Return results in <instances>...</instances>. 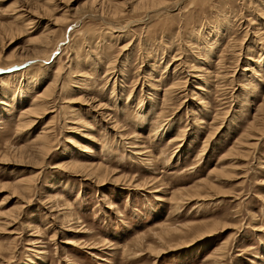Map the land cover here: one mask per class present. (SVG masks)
<instances>
[{"label": "rangeland", "instance_id": "obj_1", "mask_svg": "<svg viewBox=\"0 0 264 264\" xmlns=\"http://www.w3.org/2000/svg\"><path fill=\"white\" fill-rule=\"evenodd\" d=\"M92 1L0 0V264H264V0Z\"/></svg>", "mask_w": 264, "mask_h": 264}, {"label": "bare ground", "instance_id": "obj_2", "mask_svg": "<svg viewBox=\"0 0 264 264\" xmlns=\"http://www.w3.org/2000/svg\"><path fill=\"white\" fill-rule=\"evenodd\" d=\"M97 1V0H96ZM96 1H92L91 3H94V2H96ZM103 1V0H102ZM108 2H107V5H108V8L110 7L111 8V10H112V12H115V14H117V12H119L120 10H121V7H122V5H124L125 4V1L126 0H107ZM140 1V0H139ZM138 2V1H137ZM90 3V2H89ZM134 4H136V5H138V4H141V5H144V7L146 6V5H148V7H156L157 6V3H156V0H148V1H145V2H143V1H140V2H138V3H134ZM135 5V6H136ZM140 6V5H139ZM136 7H138V6H136ZM142 7V6H141ZM132 8H133V6H132ZM134 9V8H133ZM145 9V8H144ZM151 9H153V8H149L148 10H151ZM110 10V9H109ZM111 12V13H112ZM113 15H114V13H113ZM37 40H39V42H38V44H37V46L39 45V47L38 48H40L39 50H38V48H37V50L32 54L33 56H30L29 55V53H27V55L23 58V60H27V59H29V58H31V57H33V58H35L36 56V54H40V53H42V54H45L46 53V50H44V46L46 45L47 46V44H48V38H47V36L46 35H42V37L40 38H38ZM37 40L35 41V42H37ZM38 57V56H37ZM43 61V60H42ZM58 73V72H57ZM57 73H56V75H55V77L57 76ZM55 80V79H54ZM50 85V84H49ZM172 86H174V84L172 85ZM172 88H170V89H168V90H166V92L168 91V92H170V90H171ZM165 92V91H164ZM49 97V96H48ZM46 99V98H45ZM43 97H38L37 98V100H36V102L32 105V107L31 108H29L30 110L28 111V113H29V115L31 114L32 116L34 115L35 116V114H37V115H39L40 113V111L38 112V108L40 107V106H42V104H44V103H46L45 100ZM164 99L166 100L167 98H165V96H164ZM98 106V105H97ZM95 107V106H94ZM99 107H101L100 106V104H99ZM45 109V108H44ZM258 111H259V113L261 114V115H263V117H264V101H263V103L260 105V107H259V109H258ZM26 112H27V110H26ZM44 112V111H43ZM42 113V112H41ZM258 113V114H259ZM36 115V116H37ZM42 115V114H41ZM31 116V117H32ZM35 118V117H34ZM27 119V118H26ZM254 121L256 122V121H258V119H257V116L255 115V118H254ZM34 122V121H33ZM30 123H31V121H30ZM256 129V127H254L253 125L251 126V131H253V130H255ZM48 129H45L44 131H42V133H41V135L39 136L38 135V137L36 138L37 140H38V142L39 143H41V144H44L43 146H38L37 145V152H36V154L38 155V157L41 159V160H43V159H45L44 157H45V155L47 156V153H48V151H49V145H45V144H47V141H48V134H49V130L47 131ZM74 144V143H73ZM72 144V145H73ZM76 145V144H75ZM36 147V146H35ZM34 147V148H35ZM51 150V149H50ZM50 153V152H49ZM25 158V157H24ZM89 167V166H88ZM95 167H97V166H94V168ZM89 168H91V169H94L93 167H89ZM75 172H77V173H84V172H87V175H89V172L86 170V169H79V170H75ZM94 172V171H93ZM87 177V176H86ZM95 179V178H94ZM97 180V179H96ZM102 181H104V179H101L100 180V182H102ZM98 182V181H97ZM23 190L22 191H28L29 190V188H22ZM21 191V190H20ZM224 229H225V227H224ZM165 233H167V232H165ZM204 236V235H203ZM202 237V236H201ZM199 238H200V236H199Z\"/></svg>", "mask_w": 264, "mask_h": 264}]
</instances>
